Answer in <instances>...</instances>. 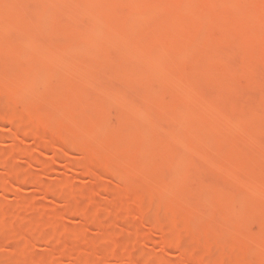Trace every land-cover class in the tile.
<instances>
[{"label":"rangeland","instance_id":"374dc122","mask_svg":"<svg viewBox=\"0 0 264 264\" xmlns=\"http://www.w3.org/2000/svg\"><path fill=\"white\" fill-rule=\"evenodd\" d=\"M28 1H30V4H31L33 3L34 0L33 1L27 0V2L25 0H20V1L19 0H0V30H1L0 35L2 34V36L0 37L9 39L8 37H6L8 35L12 39L16 40L17 43L25 42L24 43L25 47L22 45L24 49L22 48L21 50L26 49L23 55L24 56L27 55L26 57H24L23 55H22L23 57H21L19 55L20 57V60H19L18 55L17 57L13 56V54H15L16 56V53H13L15 51L13 52L9 51L10 53H13L12 54L13 57L11 55L8 56L10 53H7L8 55L6 56L5 52L8 51L6 50V48L8 47L7 45H5L6 42L3 43V41L7 39L1 40L0 42V62H1L0 64V68H1L0 69V72H1L0 73V100L4 102L2 103L0 101V103L2 104L1 108H4V109L6 108V110H9V112L12 111L14 114L16 113L15 115L17 116L19 115L17 119L19 121L18 123L17 122L13 123V121L10 122L8 118L7 119L9 120V122H6V121L4 122L3 120L0 119V181H1L0 183L1 185L0 186V264H15V263L16 264H25V263L26 264H203L204 261L211 262L212 264H216V262L218 261L217 262L218 264L222 260H225L222 262H225L227 264L228 263L234 264L236 260L244 264H264V232L258 230L261 227L260 221L261 222L264 221V194H263L264 190L262 188L252 186V183L255 178L256 179L258 177L264 178V155L263 154L261 155L260 154L261 152L259 150H258L259 151L258 153L253 151L254 149H256V146H257V144L255 143H259L258 146H260L261 144L260 147H257L259 149L262 147L261 141L264 142V133H263L264 132L263 131L264 130V123H263L264 117L257 118L256 119L257 123L252 122L253 124L255 123L256 125L253 126L252 123L250 124L251 126H253V128L256 129V126L258 127V122L259 124L261 123L259 127L262 126V130H261V127L260 128L258 127L257 129L262 132L260 134V132L257 131L259 133L258 135L259 137L254 135V138H253L248 133L246 134H248L249 138L247 137L246 134L241 135L243 136V139L246 136L248 140L249 139L251 140L248 142L246 141V138L244 139L245 142L247 144L249 143L250 145L249 146L250 150L248 149L246 150L248 151L252 150L255 156L260 155L261 158L256 156L260 159L258 158L255 159L256 158L255 156L251 157L249 155L251 160H249L250 162L248 161L249 163L246 164L247 165V167L245 166L246 169L241 170L240 172H237L238 174L236 173L234 175H231L230 172L229 173L226 172L227 175L226 173L225 175L228 177L226 178V176L224 175V172L226 171V168L228 169L229 166L232 164V162H234L233 161L234 156L238 151H235V149H231L232 145L230 147V144L232 143H227V142H232V141H229L230 140L229 135H231V129H230V126L228 125L229 121H227L228 118L232 116V112L229 113L230 111L227 110V108H225L226 105L223 106L224 104L223 99L225 100V103H227L226 99H227L228 94L225 95L224 91L220 90L221 84L219 85V83L224 82L227 79L232 80V85H233L232 87L236 88V90H238L239 93L242 94V96L238 95L237 94L238 91H237L236 94L238 98L244 97L242 98V100L244 101H245V98L246 99L248 98L247 99L248 106L250 105L249 104L250 102L253 105V106L250 105L251 109L254 107L255 103L257 102V99L259 101V98H260L259 95L261 94H259V92L253 91L257 87L256 81L252 80L255 83L254 84L253 82H251V80L250 82L248 81L249 78L242 77L243 75L242 70L250 69V72L252 73V72H257V70L258 69L260 70V68H264V52L263 50H252V52L245 54L241 52L240 46L237 48L236 42L237 40L240 41L241 34H244V38L246 40H250L252 37L256 36L257 34L264 32V25H262L259 21V18H261L260 12H256V10H254V12H252L253 14L249 16L248 18H246L245 21H243V23L241 24L238 22L239 18L235 19V21L233 20V22H230L227 20L229 17L227 19H224L223 17H221L222 20L220 22L217 21L220 23L221 26L224 25L225 31L227 33V40L222 45V48L225 50V54L222 60L217 64L216 66L217 68H215L212 72L210 71V73L207 72L206 74L202 75L203 78L201 79L203 81H199L201 79L198 78L199 79L198 82L200 85L198 84L197 85L198 87H195L198 89V91H195V89L192 88L193 83H190L192 80L193 73L192 71L190 73L191 69L189 68L190 67L193 68L198 59L199 60L197 63L201 61V64H202L203 62H205L204 61L205 59L207 61L208 60L207 58H210V56L213 53H215L213 52L214 48L210 46L211 41L209 42V40L210 39L212 40V38H208V37L207 38L209 40L208 41L206 40L207 43L201 41L199 42V44L197 43L195 45H192L186 48L188 49V50H185L187 54L184 51L186 46L183 47L180 44L182 47L180 46L179 48L176 45L177 48L184 51V52L182 51L181 57H179L180 64L181 63L184 64L183 65L184 68L182 67L180 71L178 72L176 71V73L169 75V77L171 76L169 83L170 85H172L173 88L168 92L167 98L165 99L163 103L162 107L164 109V112H163L162 107L160 108L162 110V113H164V115L161 116L162 113L159 114V111L161 112V110L157 109L156 107H153L154 105L152 103H154L156 100H153L152 103H150L151 101H149L148 103V100L145 99V98H148V99L150 98L149 100L153 99L152 97H150L151 95L150 93L151 91L157 92V90L159 89V82L162 80L161 78H163V74H161L162 77H160L161 76L159 75L160 73L157 75L156 72L152 73L150 70H148L147 68L150 67V64L148 63L152 61L153 59L152 57H154L155 59L157 56H160L163 53V51L166 53V51L168 52L171 49L175 48L174 47L175 44L179 45V43H176L179 40H176V39H179L180 36L177 34L176 30L179 32L181 31L183 32V30L181 29L184 28V33L194 31L195 29L205 24L204 23L205 21L203 20V18H206V17L204 15H206V12L210 11L211 9L216 8L217 10L218 8H220L219 10L220 12H222V14H223V11L227 12L226 10H229V8H233L236 11L239 10L240 12V10L244 11L245 9H247L250 6L251 1L253 0H201L195 4L193 3V4H188V6L186 5L187 6L186 12H184V10L182 11V8L180 7L171 8V6L167 5L168 0H150L151 3L153 1L158 2L159 3L158 5L160 6L159 17L156 20H154V23L152 26L150 25L151 18H149V16H147L146 13L140 14L141 11L140 13H138L139 15L138 14L132 15V13H130L126 8V13L129 12V14L131 15L130 16L128 15L129 18L125 19L124 16L127 15L128 13L126 14L124 12L125 6L124 8L121 7L120 9H118L119 10V13L117 12L118 15L112 16L113 18L106 20L103 23V26H101L100 28L101 31L98 33L99 34L98 36L100 39L98 40V42L100 43L99 44L95 43L96 45L88 47L89 49L86 48L90 52H88V50L86 52H81V50L79 51L78 45L66 47L67 49L64 48L61 51L59 50L60 53L61 52L63 53V55L61 53L60 54L61 56L59 55L58 57L59 62L60 60L64 62L69 60L70 62L71 56L73 57L75 56L72 60V62L74 61L75 63H78V61H80L81 59V63H79L78 65L81 64L80 66L82 70L80 69V66L79 68L76 66L74 69V67L72 66L73 63L71 62H70L71 66L68 67L70 65L69 62L66 63L67 64L66 66V64L61 61V67H60L58 60H56L58 62V63L56 62V64L58 65V68L60 69L59 72H61L59 75H64L63 79L68 80V85L70 84L77 85V82L73 80L75 77L70 76L71 74L67 73V72L71 73L70 70L73 71L74 69V73L76 75L73 72L72 74H74L76 77L80 76V74L82 76V77L81 76L78 77L81 80H83L82 87L77 86V88H79L83 92L84 95L82 96L81 94V98L79 99L77 98L78 99V101H76L78 102L76 103L77 106L76 105L73 106V103L71 104V102H69L68 104L63 102L65 105H62L63 104L62 102H61V105L59 104V102L57 103V99L55 98L61 92H58V90H56L58 87L56 88L52 86V84L50 85L49 81H52V80H50L51 78L48 77L49 76L48 71L51 69L47 65H49L51 61H53L52 58H54L52 57L53 56L52 53L55 50V48L54 50L53 49L50 50V48L56 46V44L54 43H57V44L60 43L58 40L59 37L56 35H59L57 33H60L62 31L59 30L60 28L58 29V27L60 26L62 29L64 26H66V24L68 25L69 23L73 22L74 19H75V22H73V24H77L76 21H79L78 23H80V20H81V23L83 24L82 25L79 24V25H81L82 27L84 25L83 21H87L89 23L90 22L89 16L88 18L86 17L88 13L90 12L89 10L91 9L90 7L91 2L89 0L88 1L85 0L86 2L84 0L83 1L77 0V2L79 3H76L75 7L77 8L76 12H78L77 14L79 15L74 13L75 16L77 15V20L74 15L70 16V14L72 13H68V12L66 15H64V17L68 16L71 18L73 16L72 17L73 20L71 18L72 21L70 19L66 21L68 17L64 19V17L62 16L60 20L61 23H60L58 20H57L58 22L55 21L53 17L51 16L52 18L49 17L48 19L49 22L48 20H45L46 24L43 25L44 29L42 26L43 30L40 28L41 31L39 32V30L34 24L33 25L35 27L33 29L26 27L28 31L27 29H25V27L23 28L22 26H20L22 23L19 24V21L22 19H19V17L17 16L18 15L20 16V12H23L24 8H25L24 12L27 11V5L25 6V4H28ZM36 1L38 2V0H35V2ZM47 1H49L48 3L54 2V1L51 2V0H47ZM47 1L45 3H47ZM73 1L74 0H72V3H75ZM131 1L132 0H125L126 3H130ZM37 2L36 4L33 3L34 6H32V9L29 8L30 6L28 7V9L30 10L27 11L29 13L27 15H29L30 18L31 16L34 17L35 13H37V10H35L34 8L35 5H37ZM148 4L149 3H147V5ZM30 11L31 13L35 11V13L31 14ZM230 12H233V10H230ZM230 12H228V14ZM183 13L185 17L187 18V21H185L186 23L182 22L183 16H184V15L182 16ZM231 14L234 15L233 13ZM82 16L83 17L86 16V17L83 18ZM123 17H124V20H127L128 26L130 27L131 25L133 29L131 30L133 32L137 30L138 28V30L142 29L141 32L144 31L147 33L150 31V29H148L150 27L151 28L150 35L152 37V42L148 44L147 46L146 45L147 40H146V42L144 41V44L146 46L145 45L143 46V45H139L142 42H140V40L136 38V40L137 39L138 40L137 41L135 40V42L133 40L134 44L136 43L134 45L132 43V40L131 42L128 41L132 37L131 36L130 38L128 37L129 39L127 40V43L125 45L117 43L115 41V38L116 39L118 38L117 32L120 31L117 27L119 26V24H121V28L123 27L122 26L123 24L126 25L125 21H122ZM230 17H233V19L234 17L237 18L236 15L230 16ZM35 18H37V14L35 15ZM170 20L173 21V23ZM87 22H85L86 25H87ZM14 23H16L17 25L15 26ZM34 23H38V20L35 19ZM180 23L182 25L184 24V26H181ZM198 23L200 24V26ZM219 23H217V25H219ZM11 24H13L14 28ZM173 24L176 26H174ZM87 26L89 27V25ZM170 26L171 28L173 27L175 30H171V28H169ZM221 26H216L215 28L219 29V27ZM144 27H147V28H144ZM34 29L35 31H33ZM83 29L85 28L83 27ZM145 29H147L148 31L147 30L145 31ZM13 30L15 31L13 32ZM44 30L48 36H46ZM115 30H118V31L116 32ZM49 32H51L52 34ZM213 32L217 33L218 30L217 32H215V30ZM6 33L7 35H4L5 37H3V34H6ZM39 33L43 34L42 39L40 38L42 40V44H41L42 48L40 47V43L36 44V41L35 40H34L35 42L33 41V39H35V37ZM54 34H55V37L53 36ZM137 35L138 33L136 34V36ZM137 37H141V36L138 35ZM133 38H134V35L131 39ZM25 39L27 40L25 41ZM213 39H215V35ZM31 40L33 42H31ZM52 41H54V43ZM166 41H169V42L174 41L173 43H175L174 45H172V48L170 47L171 48L170 50H169V44H171L172 42L167 43ZM213 41H212V45H213ZM28 44L31 46H29ZM38 44H39V47H38ZM43 44L45 45V48L43 47ZM112 44H116L115 47ZM130 45H131V48L129 47ZM136 45H138L139 47L137 46L136 48ZM27 46L29 48L28 50H27ZM31 47L32 49H30ZM142 47L143 48L149 47L147 50L145 49L144 55L142 52V50L144 49H141ZM132 48H133V51H132ZM8 49H10V47ZM12 49H14V47ZM149 52L151 53L152 59L150 58V56H147L148 54L150 55ZM210 52H213V53H210ZM44 53L47 55L48 54L50 55L47 56ZM184 53L185 55H183ZM130 54L132 55V57ZM156 54L157 56H155ZM220 54L222 55V53ZM105 55L106 57L108 55H110V57H114L115 62L109 63L110 65L106 66L105 67L106 69L104 68V70H102L99 73L97 70L99 69V66H101L103 62L102 59H104ZM145 55H146V58H143L141 59V61L140 60L138 61V59H140L139 58L140 56L144 57ZM4 56H6V58ZM128 56L130 58H128ZM213 56H211V58ZM66 57L68 58V60ZM122 57L123 58L126 57V60L123 59ZM9 58H11L10 60H12V62L8 60ZM39 58H41V60ZM116 58L117 59L120 58L118 59L119 64L120 63L122 64L123 61L125 62L122 65L118 66L117 64L118 62ZM38 59L42 62H40ZM45 59L48 61L49 64L46 62ZM131 59L133 61L130 62ZM145 59L147 60L151 59V61H145ZM128 61L130 62V64ZM63 63L66 67L63 66ZM126 64L128 66H126ZM9 65L10 67L8 68ZM187 66L189 68H187ZM123 67L126 71L129 68L130 69L132 68L131 71L139 70L140 77L143 76L142 78H144V79H141L143 81L141 84L143 87H140L139 85L141 83V80H139L140 83L138 84H136V82L132 83L130 79L134 80V78H131V77L129 78L128 75H125L126 71L122 70ZM76 68L78 69L77 71H76ZM169 69H171V67ZM169 69L168 71L170 73V71L172 70H169ZM79 70L81 71V73L79 72ZM22 71L25 74L29 75L30 73L32 75L30 76L32 77L31 78L32 81L28 82V85H25L26 87L25 86L20 87L21 86L20 82H22V79H20V77L24 75ZM123 71H124V74L122 73ZM131 71H130L131 73L130 76L134 77ZM90 72H93V73L90 74ZM118 72H121L123 78L120 77L121 74L119 73L120 74L119 75ZM240 72H242V74H240ZM52 73L54 72L52 71ZM41 76H43V78ZM52 76L53 75H51V77ZM57 76L58 75H56V77L53 78V82H55L54 79L57 78ZM124 76L125 78L127 77L129 78V79L128 78L126 79V82H125ZM195 77L196 76L193 77V80H192L193 82L194 80L195 82L197 81ZM206 77L207 79H205ZM59 78L60 77H58L57 79ZM78 78L77 79L75 78V79L78 81ZM261 78L262 77H259L260 79L259 81L262 80ZM60 81L61 80L59 79L57 82H60ZM64 82L66 81L64 80ZM125 83H128L127 86L128 85L129 86L127 87ZM263 83H264V80H263ZM189 84H192V85H189ZM42 85L44 86V88H42L43 87ZM216 85L218 86V89ZM36 86L39 89L36 88ZM53 87L58 92V94H56L57 92L53 89ZM66 87L64 89H66ZM102 87L103 88L107 87L109 91L107 90V88H105V90H102ZM110 88H114V89L111 90ZM143 88L144 89L146 88V89L143 90ZM257 88H259L258 91H260V86ZM100 91L102 92L100 93ZM146 91L148 93L147 96H146L147 94ZM216 92L218 94H221L220 96L225 95L224 97H226V98L223 97L222 101H220L221 99L218 100L220 98V96L218 95H217V98H215V101L218 100L219 101L218 103L221 105L217 103L219 106H215L217 104L214 101L212 103L214 104V107H210V106H213L212 104L209 106L208 105L202 106V107L199 106L198 104L199 102H197L198 101L197 99L199 100L202 99L201 101H203L204 100L203 98H206V97L207 98L216 97V94H215ZM254 93H256V96L259 94L258 95L259 97L257 98L252 97ZM142 94H145L144 97L145 96L146 97L144 98ZM229 95L230 97L228 98L231 99V94ZM1 96L2 97L4 96V97L1 99ZM107 96L109 97V99H112V100L108 99V101H111L112 103H114L115 106L114 105L111 106L112 103H110L109 104L110 106H108L109 102L106 99L108 98ZM141 96L144 99H142ZM194 97L196 98L197 101L195 100ZM113 98L115 99V102ZM184 98L185 100L189 98L187 100L190 101L191 103L187 101L186 102L187 104L189 103L188 105L190 106L192 104L191 108L190 106L186 104L185 101H183ZM99 99L100 101L106 100V101H103L104 104L105 105L107 104L106 106L110 107V109L112 108L111 110L113 111L114 114L113 113L111 114L110 119L108 118L107 120H104V119L97 118V116L95 117L93 116L94 114L99 115V112L96 110L97 108H95L94 106V103L96 102L99 103L98 102ZM229 99H228V102L230 101ZM92 100L93 101L97 100V101L93 103ZM248 100L250 102H248ZM122 101L125 103H123ZM252 101H254V103ZM130 102H132L133 104L134 103L136 104L133 105ZM181 103L186 104V106H184V104L181 105ZM124 104L128 105L127 110L125 108L127 112H125V110H120V108L122 109L124 108ZM197 104L198 106H195ZM148 105H150V108H154V111L153 109L152 111L153 112L156 111L157 112L156 114H159V115L154 117V115L150 114L151 115L150 116L149 113H151L150 111L151 109L149 108ZM66 106H69V107L66 108ZM71 106L77 107L76 110L80 113L86 112V115L88 111L91 114L92 118L90 115H88V117L90 118H87L86 116H84L86 117V120L81 119V121L77 123L76 126L72 124L74 126L72 127L74 129L73 132L75 134H78L76 136H78L79 139L73 138L74 140L73 139L72 140L74 143L73 142L71 143L70 148H67L65 145H64L65 150L64 149L56 150V149L38 148L36 145L37 138L34 135L27 134L25 133V130H20V128L17 129L18 124L23 119H26V121L24 120L23 121L26 122V124H30V126L31 124L32 125L38 124L39 126L40 123L41 124L44 123L43 125L46 124L45 126L49 128V130L51 128L54 131H58L57 129L62 130L65 126L67 129L68 128L67 125L72 126L71 123L66 125L67 121L65 122V119L67 117L66 115L69 114L68 111L71 112V109H73V107L71 108ZM135 106L139 109L135 110L136 108ZM220 106H222L223 108ZM256 106L257 105H255V107ZM114 107H118V109ZM206 107L207 108L209 107V108L207 109ZM229 107H231V105L228 106V109ZM61 108H63V110H61ZM92 109H94V112L96 111V113H93ZM114 110H117L118 112L116 111V114H115ZM130 110H132L133 112L131 111L132 113H130ZM148 110H149V113H148ZM61 112L63 114L65 113L66 117L62 116ZM123 112L128 113V114L130 113L131 115L128 116V118L131 117V120H128L126 118L127 114L124 115ZM219 112H221L222 114L220 113L219 115ZM29 113H32V117H34L33 119H36V120H33V122L35 121L34 123L31 121L32 119L29 118L31 117V116H28V115H31ZM142 114L144 117H142ZM223 115H226V116H223ZM60 116H61V119L64 121L56 119V117L60 118ZM123 116L127 120L124 119ZM189 116L190 118H188ZM194 116L197 118L201 117L200 119H202L205 122V124L204 126L201 125L202 127L198 126V128L200 127L199 129H196L197 127L195 126L194 131H192L193 129L191 130L189 129L190 131L188 132L187 123L191 120L192 121L196 120ZM19 117L20 118L22 117L23 119L20 120ZM24 117H27L30 120V122H28L29 120H27V118H24ZM186 117L188 119H186ZM223 117H226V121H224L225 118ZM148 119L150 120L148 121ZM206 119L207 121L208 119H210V121L214 120L212 121L214 123L211 125L210 124L206 125L207 123V121H205ZM258 119L260 120L257 121ZM181 120H182V123L185 122L183 124L181 123L182 125L180 124ZM215 120L217 122H215ZM150 121H153V123ZM218 121L221 123H219ZM62 122L64 123L62 124ZM155 122L157 125L155 124ZM174 122H177V123L175 124ZM151 123L153 124L152 126H151ZM224 123L226 124L224 125ZM173 124H175L176 126H174ZM183 125L185 128L182 127ZM153 126L154 127L156 126L157 128L156 127L154 128ZM169 126H171L172 129H174L173 131H178V132H176V134L175 132L173 133L172 129H170L171 127ZM179 128H182V129L184 128V130L182 129L180 130ZM253 128H250V129H253ZM121 129H122V132L120 131ZM148 129L149 130L154 129L153 131L154 133L150 131L154 134V137H153V134L147 133L149 131ZM185 129L187 131V134L189 133L188 134L189 138L190 139L194 138L193 140H195V145L197 147L196 149L194 147H193L194 149H191L189 147L191 142L189 143L188 146H186L183 140L184 138L182 139L180 137L184 135L182 131H185ZM15 130L19 131L17 138L14 136L12 137L13 134L17 133L15 132ZM138 131H139V134L142 133L144 135L145 133V136L147 137H143L141 140L137 142L138 145H136V147L134 148L135 150L128 149L119 143L115 144L109 138L112 135L114 136V133L116 134L117 132L119 134H123L124 132L123 135H126V136L131 135L132 137L135 132H136L135 135H137ZM157 131L160 132V134ZM180 131L182 134L180 133ZM191 131L193 135L191 134ZM155 132L157 135L163 136L165 138V141H167L166 143L168 145H166L165 142L163 141L161 142V140H163L164 138L162 139L159 138L161 140L157 141L156 140L157 136ZM169 132L171 134H169ZM190 134H191V137H190ZM261 136H262V139L261 141H259ZM178 137H180L183 140V143H182V140L179 139ZM185 138L187 139V137ZM125 139H127V137ZM158 142L160 143L159 145L161 146H162V143L164 146H167V147L169 146L168 148L172 150L174 149L173 151H176V150L178 151L181 150V151L180 153L176 151L179 154L178 156L169 155L167 156L169 158H166L163 161H160V163L159 162L157 163V161H153L151 158L153 156L156 157V152L159 151L158 153H160L162 148L165 149L164 146L160 148L158 146ZM251 142L253 146L255 145L253 149H252L253 146L251 147ZM15 146L19 148H16ZM225 146L228 148H226ZM167 147L165 150L169 151L170 149L167 150L168 149ZM176 147L177 149H175ZM217 148L218 149L221 148L225 151L222 153L223 155L222 154L219 155L218 159L216 158V160L211 161L212 158L210 157L213 156V154L215 153L214 150ZM245 148H248V146H246ZM19 149L21 150L19 151ZM26 151H28V153H26L25 155L24 152ZM252 151H251V155H252ZM262 152H264V150ZM233 153L235 154L233 155ZM210 154L212 155L210 156ZM9 155L12 158L11 160H9L10 159ZM32 159L35 162H42V163L44 162L48 164L51 167V169L50 170L48 169V171L46 170V172L42 171L40 166L37 165L39 163L35 164L34 161H32ZM2 161L3 162L5 161L4 162L5 165H7L9 161H11L9 163V165L11 164L12 166L11 170L13 168L14 169L16 168L15 169L16 171L14 170L15 175L14 173H12L14 176L12 174H9L8 173L9 171H6L7 167L4 166ZM152 161L153 163L156 162L157 164L153 165ZM108 162L113 163V165L115 164L114 166H117L118 170L116 174L111 173L106 168V164ZM191 164L192 166H190ZM17 171L18 172L20 171V172L18 173ZM95 173L96 175L98 174L100 176L99 177L100 179L98 181H94L93 179V176ZM184 174H187V176L188 175L190 176L187 177L186 175L184 176ZM29 175H32V180L35 178L33 181H35L36 183L39 184V182H41L40 186L46 185L45 189H43L44 187L40 189H43V191L46 190L47 192L43 193L42 191L41 193V190L40 189L38 190V188L36 187L38 186V184L36 185L35 183H33V181L30 182V184L26 183L24 181L25 179L24 176L29 177ZM19 177L21 179H19ZM184 177H187L186 179L189 178L190 180L188 179L187 180L188 182L187 181L185 182ZM36 178L37 180H39V182L36 181ZM181 179H184V181H182ZM219 180L221 182H219ZM256 181L257 180H255V184L257 185ZM255 184L253 183V185ZM212 185L213 186L215 185V186L213 187ZM207 186L209 187L212 186L211 187L212 189L220 188V190L217 191L218 190L217 189L216 190L217 192H216L215 189H213L212 193H210L211 188H209L210 191L206 192ZM242 187H244L245 189H241ZM47 188L51 189L50 190L51 193H49V190H47ZM253 188L254 190H256L257 194L255 191H254L255 194L253 193ZM257 188L263 191L259 190L260 191V194H259L258 193L259 191ZM68 189H70V192L72 193H70ZM247 190H248V194H247ZM213 191L216 193L214 194ZM132 198H136V199L134 200ZM253 198H256L255 199L256 201ZM85 199L87 200L85 202H88L90 200L91 201L93 200V202L96 201V204L92 203V205L89 206V211L93 216L87 219L86 217H83L82 215H80L79 213L75 211V209H77L78 206ZM81 200L83 201L81 202ZM133 201L134 202L137 201V204L138 202L141 201L142 206L145 204L147 206H152L154 208L160 207L161 209H163V211L165 210L167 214L165 213V211L164 212L161 211L158 215L154 213L155 215L153 214L148 218H142L136 213V211H138L136 209L141 207L139 203L136 209H135L136 205L133 207L134 210H136L134 214L130 213L129 215L127 214L128 208L129 209L130 207L132 208L133 204L131 202ZM125 207L127 208V210ZM167 209L170 211H168ZM246 217L247 218L253 217L254 221L251 219L249 220H251V222H254V224L257 223L259 226L258 225L254 226V224L250 223V221L248 220L246 224H248L249 226L244 225V227H241L240 226L242 225L241 222H245V221H242V219L247 220ZM125 227H127L128 230ZM159 229L165 230L166 232L168 231L172 233V235L174 231H175L174 235L175 234L177 235V232L179 230H180L179 232L183 231L182 234H184L185 232L184 237L187 235V238L185 237V245L184 246L182 245V247L181 246H178V247L170 246L164 250V248L160 246L161 244H159L162 242V240H160L161 236H159L162 233L160 234L161 230L159 231ZM186 231L188 232L186 233ZM258 231L261 232V233L259 232L261 237L258 236V234H256ZM58 234L60 238L62 237L63 239L62 238L60 239ZM56 239H58L59 242L58 240L56 241ZM17 240L19 242H17ZM23 240L24 242H22ZM191 242L192 243L194 242L193 243L194 246L192 245ZM186 243L188 244L191 243V244L187 245ZM19 244L22 246H19ZM65 245L67 246L64 247ZM195 245H197V247ZM189 246H192V248L196 247L197 249L196 248L192 249ZM210 247L212 248V252L210 251ZM207 250H209L210 257H208L209 255L207 256V253H205L207 252ZM230 261L234 263H231Z\"/></svg>","mask_w":264,"mask_h":264},{"label":"bare ground","instance_id":"6f19581e","mask_svg":"<svg viewBox=\"0 0 264 264\" xmlns=\"http://www.w3.org/2000/svg\"><path fill=\"white\" fill-rule=\"evenodd\" d=\"M20 1V0H19ZM26 2H27V0H25ZM31 1H33V0H31ZM47 0H38V2H37V5H35V10H37V13H35V11L34 12H32V13H35V15L37 14V18H35V15H34V17H32L31 16V18H30V16L29 15H27V14H29L27 11L28 10H30V9H32V6H34L33 5V3H35L36 4V2H35V0L33 1V3H31L30 4V1H28V4H25V6L27 5V13L26 12H24L25 10V8L23 9V12H20V16L18 15L17 17H19V19H22V20H20L19 21V24H21L20 26H22L23 28L25 27V29H27V28H30V29H33L35 26L37 27V29L39 30V32L41 31V29H42V26L43 25H45L46 24V22H45V20H48L49 19V17H53V19L55 20V21H59L60 22V20H61V18H62V16L64 17V15H66L67 14V12L68 13H72V14H70V16L71 15H74V13L75 14H77L78 12H76L77 11V8L75 7V5H76V3H79V2H77V0H74L73 2H75V3H72V0H56V2L58 3H56L55 2V0H51V2L52 1H54V2H52V3H48L49 1H47V3H45ZM80 1V0H79ZM83 1V0H82ZM85 1V0H84ZM86 1H88V0H86ZM85 1V2H86ZM90 2H91V4H90V7H91V9L89 10L90 12V14L88 13V15H87V17L86 16H82L83 18H88V16H89V19H90V24L87 22V21H83L84 22V25H83V27L85 28V29H83V27L81 26L83 23H81V20H80V23H78L79 21H76V23L77 24H73V22H75V19L73 20V16L71 17L72 18V20H73V22H71V23H69L68 25L66 24V26H64L62 29H61V27L59 26L58 27V29L59 30H61L62 32H60L59 30V32L60 33H57V34H59V35H56V36H58L59 38H58V40H59V42L60 43H54V41H52L54 44H56V46L55 47H51L50 48V50L51 49H53L54 50V48H55V50L53 51V56L52 57H54V58H52L53 59V61H51V65L48 63V61L46 60V62L49 64V65H47V66H49V68L51 69V70H49L48 72V74H49V78H51L50 80H52V81H49V83H50V85L52 84V86H54V87H58L56 90H58V92H61V93H59V95L58 96H56V98L55 99H57V103L59 102V104L61 105V102L63 103H66V104H68L69 102H71V104L73 103V106L74 105H76L77 106V104L76 103H78V102H76V101H78V99L79 98H81V94H82V96L84 95L83 94V92L79 89V88H77V86H79V87H82V81L83 80H81L80 78H78V77H80L81 76V74H80V76H75L76 74L74 73V69H75V67L77 66L78 68H79V66L81 65H78L79 63H81V59H80V61H78V63H75L74 61L72 62V60H73V58L75 57H73V56H71L70 57V62L71 63H73V67H74V69H73V71L72 70H70V69H68V70H70L71 71V73L70 72H67L68 74H71L70 76H73V77H75L76 79L78 78V81L74 78H72L73 80H75V82H77V85H68V80L67 79H63V77H64V75H59L61 72H59V68H58V65L56 64V60H58V57H59V55L62 53H60V51L62 50V49H64V48H66V47H71V46H77L78 45V49H79V51L81 50V52H86L89 48L88 47H90V46H93V45H96L95 43H100V42H98V40H100L99 39V32L101 31L100 30V28H101V26H103V23L106 21V20H109V19H111V18H113L112 16H116V15H118L117 14V12L119 13V10L118 9H120L121 7H123L124 8V6H125V10H124V12L126 13V8H127V10L130 12V13H132V15H136V14H138V13H140V11H141V13L140 14H142V13H146V15L147 16H149V18H151V26L153 25V23H154V20H156L158 17H159V8H160V6L158 5L159 3L158 2H150V0H132L130 3H126L125 2V0H89ZM196 1V2H195ZM168 0V2H167V5L168 6H171V8H177V7H180V8H182V11L184 10V12H186L187 11V6H188V4H195V3H197V2H199V1H201V0ZM24 2V1H23ZM90 2H88V3H90ZM22 3V2H21ZM147 3H149L148 5H147ZM24 5V4H23ZM74 5V6H73ZM145 5H147V6H145ZM187 5V6H186ZM30 6V7H29ZM151 6V7H150ZM24 7V6H23ZM22 7V8H23ZM28 7L30 8V9H28ZM33 8V9H34ZM85 9V8H84ZM179 9V8H178ZM220 8H218L217 10H216V8L215 9H211L210 11H208V12H206V15H204L206 18H203V20L205 21L204 23V25L203 26H201V27H199V28H197V29H195L194 31H191V32H185L184 33V28L183 29H181V28H179V29H181V30H183V32L181 31V32H179V31H177L176 30V32H177V34L180 36V38L179 39H176V40H179L178 42H176V43H179V45L178 44H175V43H173L172 41V43L171 42H169V41H166L167 43H171V44H169V50L172 48V45H174L175 44V48H173V49H171L170 51H166V53L163 51V53L160 55V56H157V54L155 55V56H157L155 59H154V57H152L151 58V53H150V55L148 54L147 56H150V58L152 59V61H151V59L150 60H147V59H145V61H151V62H149L148 64H150V67L149 68H147L148 70H150L152 73L153 72H156L157 73V75L159 74V75H161V74H163V78H161L162 80L159 82V89L157 90V92L160 94H158L156 91L154 92V91H151V95H150V97H152L151 99L152 100H149L148 98H145L147 95H148V93H147V91H146V96L144 97V95L145 94H142L143 95V97L146 99V100H148V103H149V101H151L150 103H152L153 102V100H156L154 103H152L154 106L153 107H156L157 109H160L162 106H163V103H164V101H165V99L167 98V95H168V92L173 88L172 87V85H170V83H169V80H170V77H169V75L170 74H173V73H176V71L178 72V71H180V69H182V67L184 68V64H180V61H179V57H181V54H182V51L183 50H181V49H179L180 48V46L182 45L183 47H185V49H184V51L185 50H188V49H186V48H188V47H190V46H192V45H195V44H199V42H206L207 43V41L209 40L208 38H212V40L210 39L209 40V42L211 41V44H210V46L211 47H213L214 48V51L213 52H215V53H213V52H210V53H213L211 56H213L212 58H211V56H210V58H207L208 60L206 61V59L204 60L205 62H203V60H202V64H201V61L199 62V63H197L198 62V60H197V62H196V64H195V66L193 67V68H189L188 66H187V68H189V69H191L190 70V73H191V71H192V73H193V76H192V80H193V77L194 76H196L195 77V79L197 80L196 82H198V78H203V74H206L207 72H209L210 73V71L212 72L215 68H217L216 66H217V64L222 60V58H223V56H224V54H225V50L222 48V45H223V43L227 40V33H226V31H225V27H224V25H220V21L222 20V18L221 17H223L224 19H227L228 17V21H230V22H233V20L235 21V19H238L239 18V23L241 24V23H243V21H245V19L246 18H248L249 16H251L253 13L252 12H254V10H256V12H260V14H261V18H259V21H260V23L262 24V25H264V0H253V1H251V3H250V6L247 8V9H245L244 11H241L240 10V12H239V10L238 11H236V10H234L233 8H229V10H226L227 12H224L223 10V14H222V12H220V10H219ZM228 9V8H227ZM79 10V9H78ZM82 10V9H81ZM87 10V11H88ZM230 10H233V12H230ZM20 11V10H19ZM33 11V10H32ZM80 11V10H79ZM124 12H123V14H124ZM129 12H127L126 14L127 15H123L124 17H125V19L126 18H129L128 17V15L130 16L131 14H129ZM228 12H230L229 14H228ZM235 12H236V14H235ZM239 12V13H238ZM26 13V14H25ZM30 13H31V11H30ZM31 13V14H32ZM84 13V12H83ZM82 13V14H83ZM231 13H233L234 15H232ZM18 14V13H17ZM87 14V13H86ZM27 15V16H26ZM77 15H79V14H77ZM77 15L75 16V18H76V20H77ZM139 15V14H138ZM137 15V16H138ZM184 15V13L182 14V16ZM236 15V17L237 18H235L234 17V19H233V17H230V16H235ZM203 16V17H204ZM16 17V18H17ZM21 17V18H20ZM27 17H29V18H27ZM51 17V18H52ZM66 17H68V16H65L64 17V19L66 18ZM124 17H123V19H122V21H125V23H126V25H122L123 27L121 28V24H119V26L117 27L120 31L119 32H117L118 30H115L118 34V38L116 39L115 38V41L117 42V43H120V44H126L127 43V40L132 36L133 37V35H134V38L133 39H129L128 41L129 42H131V40H132V43L134 44V42H135V40H136V38H138L139 40H140V42H142L141 44H139L138 42V44L139 45H145L144 44V41L146 42V40H147V46H148V44H150L151 42H152V37H151V28L149 27L148 29H150V33L149 32H144V31H142L141 32V30L142 29H139L138 30V28H137V30H135L134 32L132 31L133 29H132V27H131V25H130V27L128 26V24H127V20H124ZM135 17V16H134ZM144 17V16H143ZM37 19L38 20V23H34V21H35V19ZM50 18V19H51ZM71 18L70 17H68V19H66V21L67 20H71ZM174 18V17H173ZM219 18V19H218ZM221 18V19H220ZM63 19V20H64ZM135 19V18H134ZM207 19V20H206ZM209 19V20H208ZM15 20V19H14ZM18 20V19H17ZM71 20V21H72ZM85 20V19H84ZM136 20V19H135ZM149 20V19H148ZM173 20V19H172ZM202 20V19H201ZM202 20V21H203ZM57 21V22H58ZM65 21V20H64ZM89 21V20H88ZM171 21V20H170ZM185 21H187V18L185 17V15L183 16V20H182V22H185ZM206 21H208V22H206ZM217 21H219V22H217ZM48 22H49V20H48ZM63 22V21H62ZM85 22H87V25H89V27L86 25V23ZM121 22V21H120ZM139 22H141V21H139ZM138 22V23H139ZM143 22V21H142ZM149 22V21H148ZM172 23H173V21H171ZM170 22V23H171ZM201 22V21H200ZM219 23V25H217V23ZM229 22V23H230ZM50 23H51V21H50ZM61 23V22H60ZM65 23V22H64ZM63 23V24H64ZM122 23V22H121ZM124 23V22H123ZM137 23V24H138ZM168 23H169V21H168ZM171 23V24H172ZM186 23V22H185ZM207 23V24H206ZM15 24V26L17 25L16 23H14ZM35 26H34V25ZM37 24H38V26H40V27H38L37 26ZM49 24V23H48ZM47 24V25H48ZM79 24H81V25H79ZM175 24V23H174ZM173 24V25H174ZM181 24V23H180ZM180 24H179V26H180ZM199 24V23H198ZM12 26H13V24H11ZM136 25V24H135ZM134 25V26H135ZM170 25V24H169ZM61 26H63V25H61ZM68 26V27H67ZM133 26V27H134ZM172 26V25H171ZM171 26L169 27V28H171ZM174 26H176V25H174ZM178 26V25H177ZM178 26V27H179ZM181 26H184V24L182 25L181 24ZM188 26V25H187ZM197 26V25H196ZM199 26H200V24H199ZM216 26H221V27H219V29H217V28H215ZM27 27V28H26ZM65 27H67V28H65ZM13 28H14V26H13ZM18 28V27H17ZM41 28V29H40ZM121 28V29H120ZM135 28V27H134ZM144 28H147V27H144ZM173 28V27H172ZM171 28V30H175L174 28L172 29ZM221 28V29H220ZM12 29V28H11ZM21 29V28H20ZM29 29V30H30ZM43 29H44V26H43ZM42 29V30H43ZM132 29V30H131ZM176 29H177V27H176ZM194 29V28H193ZM55 30V29H54ZM147 29H145V31H146ZM215 30V32H217V30H218V32L217 33H214L213 31ZM1 31V30H0ZM15 30H13V32H14ZM27 31H28V29H27ZM33 31H35V29L33 30ZM57 31V32H58ZM140 31V32H139ZM148 31V30H147ZM168 31H169V29H168ZM189 31V30H188ZM10 32V31H9ZM12 32V31H11ZM26 32V31H25ZM44 32H45V30H44ZM30 33V32H29ZM33 33H35V32H33ZM49 33H51V32H49ZM138 33V35L139 36H143L142 38L141 37H137L136 36V34ZM210 33V34H209ZM243 33H244V31H243ZM15 34V33H14ZM22 34V33H21ZM32 34V33H31ZM40 34V33H39ZM38 34V35H39ZM45 34H46V32H45ZM52 34V33H51ZM4 35H7V33L6 34H3V37H5ZM10 35V34H9ZM16 35V34H15ZM36 36V37H38V38H36L35 37V39H33V41L35 40L36 41V44L37 43H40V47H41V44H42V36H43V34H40L39 36H41V37H39V36ZM110 35V34H109ZM114 35V34H113ZM130 35V36H129ZM214 35H215V39H213L214 38ZM0 36H2V34L0 35ZM12 36V35H11ZM34 36V35H33ZM32 36V37H33ZM46 36H48L47 34H46ZM54 37H55V34L53 35ZM116 36V35H115ZM115 36H113V37H115ZM136 36V37H135ZM178 36V37H179ZM6 37H8L9 39H7V38H1L0 37V42H1V40H5V39H7V40H5V41H3V43L4 42H6V43H8V44H6L5 43V45H7V47L9 48L10 47V49H8V48H6V50H8V51H4L5 53V55L7 56L8 54L7 53H10V52H13V51H15V52H13V53H16V56H15V54H13V53H10L8 56H12V54H13V56L14 57H17V55H18V58H19V60H20V57H19V55L21 56V57H23L24 55V51L26 50H21L22 48L24 49V47H25V42H23V43H17V41L16 40H14V39H12L11 37H9L8 35L6 36ZM24 37V36H23ZM31 37V36H30ZM129 37V38H128ZM208 37V38H207ZM241 38H240V41H238L237 40V42H236V46H237V48L240 46V50H241V52H243V53H245V54H248V53H250V52H252V50H263V52H264V32L263 33H260V34H257L256 36H254V37H252L250 40H246L245 38H244V34H241V36H240ZM41 38V39H40ZM57 38V37H56ZM53 39V38H52ZM105 39V38H104ZM110 39V38H109ZM137 39V40H138ZM141 39H142V41H141ZM27 39H25V41H26ZM112 40H114V39H112ZM133 40H134V42H133ZM136 40V41H137ZM167 40V39H166ZM168 40H170V39H168ZM174 40V39H173ZM207 40V41H206ZM214 40V41H213ZM246 40V41H245ZM16 41V42H15ZM32 40H31V42H33ZM34 41V42H35ZM49 41V40H48ZM212 41H213V45H212ZM20 42H22V41H20ZM29 42V41H28ZM106 42V41H105ZM129 42H128V44H129ZM149 42V43H148ZM3 43H2V45H3ZM44 43V42H43ZM46 43V42H45ZM108 43V42H107ZM34 44V43H33ZM103 44H104V42H103ZM136 44V43H135ZM134 44V45H135ZM181 44V45H180ZM4 45V46H5ZM20 47H19V46ZM22 45L24 46V47H22ZM29 45V44H28ZM109 45V44H108ZM112 45H114V47H115V45L116 44H112ZM145 45V46H146ZM179 47V48H177V46ZM29 46H31V45H29ZM37 46V45H36ZM35 46V47H36ZM120 46V45H119ZM128 46V45H127ZM133 46V45H132ZM137 46L138 45H136V48H137ZM181 46V47H182ZM14 47V49H12ZM38 47H39V44H38ZM37 47V48H38ZM43 47L45 48V45L43 44ZM57 47V48H56ZM82 47V48H81ZM113 47V46H112ZM111 47V48H112ZM113 47V48H114ZM130 48H131V45L129 46ZM139 47V46H138ZM171 47V48H170ZM42 48V47H41ZM47 48V47H46ZM74 48V47H73ZM77 48V47H76ZM86 48H88V49H86ZM108 48V47H107ZM126 48V47H125ZM149 47H146V48H141V49H144V50H142V52H143V55H144V51H145V49L147 50ZM2 49V48H1ZM29 48H28V46H27V50H28ZM30 49H32V47L30 48ZM67 49V48H66ZM109 49V48H108ZM119 49V48H118ZM140 49V48H139ZM140 49V50H141ZM212 49V48H211ZM4 50V49H3ZM45 50V49H44ZM47 50V49H46ZM49 50V51H50ZM57 50H58V52H59V54H58V52H57ZM60 50V51H59ZM85 50V51H84ZM91 50V49H90ZM122 50V49H121ZM213 50V49H212ZM217 50H219V51H217ZM238 50V49H237ZM10 51V52H9ZM32 51V50H31ZM78 51V52H79ZM113 51V50H112ZM125 51V50H124ZM127 51V50H126ZM129 51V50H128ZM132 51H133V48H132ZM131 51V52H132ZM149 51V50H148ZM183 51V52H184ZM217 51V52H216ZM2 52V51H1ZM88 52H90L89 50H88ZM135 52V51H134ZM147 52V51H146ZM186 52V51H185ZM19 53V54H18ZM46 53H47V51H46ZM220 53H222V55L220 54ZM3 54V53H2ZM27 54V53H26ZM25 54V55H26ZM45 54V53H44ZM67 54V53H66ZM88 54V53H87ZM108 54V53H107ZM109 54H111V53H109ZM132 54V53H131ZM130 54V55H131ZM138 54V53H137ZM147 54V53H146ZM159 54V53H158ZM186 54H187V52H186ZM239 54H240V52H239ZM23 55V56H22ZM45 55H47V54H45ZM48 55H50V54H48ZM47 55V56H48ZM62 55H63V53H62ZM70 55V54H69ZM84 55V54H83ZM136 55V54H135ZM153 55V54H152ZM183 55H185V53L183 54ZM182 55V56H183ZM242 55H244V54H242ZM6 56H4L5 58H6ZM12 56V57H13ZM27 56V55H26ZM26 56H24V57H26ZM29 56V55H28ZM43 56V55H42ZM61 56V55H60ZM65 56V55H64ZM64 56H62V57H64ZM78 56V55H77ZM76 56V57H77ZM81 56V55H80ZM121 56H123V55H121ZM44 57V56H43ZM117 57V56H116ZM119 57H120V55H119ZM131 57H132V55H131ZM134 57V56H133ZM139 57V56H138ZM206 57V56H205ZM4 58V59H5ZM50 58V57H49ZM67 58V57H66ZM72 58V59H71ZM105 58H106V60H105ZM123 58V57H122ZM121 58V59H122ZM128 58H130L129 56H128ZM127 58V59H128ZM140 59H138V58H136V59H138V61L140 60L141 61V59H143V58H146V55L144 56V57H139ZM11 58H9L8 60H10ZM16 59V58H15ZM22 59V58H21ZM24 59V58H23ZM40 60H41V58H39ZM38 59V60H39ZM51 59V60H52ZM77 59V58H76ZM118 59H120V58H118ZM117 58H116V60H117V62L119 61ZM123 59H125L126 60V57L125 58H123ZM204 59V58H203ZM7 60V61H8ZM13 60H14V58H13ZM39 60V61H40ZM49 60V59H48ZM65 60V59H64ZM67 60H68V58H67ZM79 60V59H78ZM103 60V62H102V64H101V66H99V69L97 70L99 73L102 71V70H104V68L106 67V66H108V65H110L109 63H113V62H115L114 60V57H110V55H108L107 57H106V55L104 56V59H102ZM44 61V60H43ZM61 61L62 60H60V62H59V60H58V62H59V64H60V67H61ZM131 61H133L132 59L130 60V62ZM10 62H12V60H10ZM31 62V61H30ZM40 62H42V61H40ZM57 62V63H58ZM62 62H64V61H62ZM69 62V60L68 61H66V62H64L65 64L66 63H68ZM69 62V63H70ZM77 62V61H76ZM121 62V61H120ZM125 61H123V63H124ZM129 62V61H128ZM130 62H129V64H130ZM27 63H28V61H27ZM64 63H63V66L64 67H66L67 66V64H66V66L64 65ZM71 63H70V65L68 66V67H70L71 66ZM101 63V62H100ZM122 63V64H123ZM127 63V62H126ZM184 63V62H183ZM0 64H1V62H0ZM46 64V63H45ZM75 64V65H74ZM118 64V66L119 65H122L121 63L119 64V62L117 63ZM133 65V64H132ZM2 66V65H1ZM126 66H128L127 64H126ZM134 66V65H133ZM10 67V65L8 66V68ZM101 67V68H100ZM121 67V66H120ZM136 67V66H135ZM171 67V69H169ZM181 67V68H180ZM186 67V66H185ZM48 68V69H49ZM109 68H110V66H109ZM119 68V67H118ZM117 68V69H118ZM122 68V67H121ZM121 68H120V70H121ZM1 69V68H0ZM5 69V68H4ZM80 69H81V66H80ZM106 69V68H105ZM132 69V68H131ZM131 69L129 68V69H127V71L124 69V67H123V69L122 70H124V71H126L127 72V74H126V72H125V75H128V77L130 78H134V80L133 79H130L131 80V82L133 83V82H136V84H138V83H140L139 82V80H141V79H144V78H142L143 76H141L140 77V72H139V70H137V71H135V70H132L131 71ZM168 69L169 70H172V71H170V73H169V71H168ZM175 69V70H174ZM178 69V70H177ZM264 68H260V70L258 69L257 70V72H250V69H243L242 70V72H243V75H242V77H246V78H249L248 79V81L250 82V80H251V82H253V81H256V86L257 87H259L260 86V91H261V89H262V91H261V93H260V91H258V89L259 88H257V90H256V88H255V90H253V91H255V92H259V94H261V95H259L260 96V98H259V101H258V99H257V102L255 103V105H257L256 107H255V105H254V107L251 109V106H253L252 104H251V102L248 100V102H250L249 104L251 105H249L248 106V103H247V99L245 98V101L244 100H242V98H244V97H242V98H238V96H237V94L238 95H241L242 96V94L241 93H239V91L238 90H236V88H233L232 86V80H230V79H227L226 81H224V82H221V83H219V85H220V90L221 91H224V93H225V95H227L228 94V96H227V99H226V102L227 103H225V100L223 99V97L225 96L224 95V93H223V95L224 96H220L221 94H218L217 92L215 93L216 94V97H213L214 98V100H213V98H207L206 96V98H203L204 100L203 101H201V100H199V99H197L196 100V98H195V100L197 101V102H199L198 104H199V106H209V105H211L214 101H215V98H217V95L218 96H220V98L218 99V100H220V101H222V99H223V101H224V104H223V106H225L226 105V107L225 108H227V110H229L230 112L229 113H231L232 112V116H230V118H228V120L227 121H229L228 122V125L230 126V129H231V135H229V137H230V140L229 141H232V142H227V143H232V144H230V147H231V145H232V147H231V149H235V151H238L236 154L235 153H233V155L235 154V156H234V162H232V164L229 166V168L227 169L226 168V171L224 172V175H225V173L227 172V173H231V175H234V174H236L237 172H240L241 170H244V169H246V167H247V165L246 164H248L250 161L249 160H251V158H250V156L252 157V156H255L254 155V153H253V151H255V152H261L260 154L262 155H264V152H262L264 149H263V145H264V142L263 141H261V139H262V136H261V138L259 139V141H261L262 142V147L261 148H257V147H260L261 146V144H260V146H258V144L259 143H255L253 140H255V139H253L254 138V135H256V136H258L259 135V133L258 132H260V134L262 133L261 131H259V130H257L258 129V127H259V125H261V123L259 124V122H258V127L256 126V129L255 128H253V126L254 125H256L255 123L253 124L252 122H256V119L257 118H259V117H264V83H263V80H264V73H263V70ZM78 69L76 68V71H77ZM82 70V69H81ZM95 70V71H96ZM114 70V69H113ZM119 70V71H120ZM18 71V70H17ZM25 71V70H24ZM52 71L54 72V73H52ZM75 71V72H76ZM118 71V70H117ZM124 71L122 72L123 74H124ZM130 71L132 72V75L134 76V77H132V76H130L131 75V73H130ZM147 71V70H146ZM173 71H175V72H173ZM23 72V71H22ZM59 72V73H58ZM72 72L75 74H72ZM79 72L81 73V71L79 70ZM78 72V73H79ZM94 72V71H93ZM93 72H90V74L91 73H93ZM116 72V71H115ZM149 72V71H148ZM148 72H147V74H148ZM172 72V73H171ZM242 72H240V74H242ZM1 73V72H0ZM24 73V72H23ZM51 73V74H50ZM57 73V74H56ZM121 74V72H118V74ZM151 73V74H152ZM245 73V74H244ZM21 74V73H20ZM41 74H43V73H41ZM58 75L57 76V78L58 77H60L59 79L61 80L60 82H57L59 79H57V78H55L54 79V81L55 82H53V78L54 77H56V75ZM116 74V73H115ZM119 74V75H120ZM141 74H142V72H141ZM22 75V74H21ZM26 75H28V74H25L24 73V75H22L21 77H20V79H22V82H20L21 83V86L20 87H23V86H25V85H28V82H31L32 80H31V78L32 77H30V76H32L30 73H29V77L28 76H26ZM51 75H53L52 77H51ZM79 75V74H78ZM107 75V74H106ZM145 75V74H144ZM261 75V76H260ZM263 75V76H262ZM90 76V75H89ZM206 76V75H205ZM36 77H38V76H36ZM42 78H43V76H41ZM82 77V76H81ZM88 77V76H87ZM120 77L121 78H123L122 77V74L120 75ZM127 77V76H126ZM127 77V78H128ZM160 77H162V75L160 76ZM173 77V76H172ZM259 77H262L261 79V81H259L260 79H259ZM46 78V77H45ZM48 78V79H49ZM62 78V79H61ZM109 78V77H108ZM127 78H125V76H124V79H125V82H126V79ZM128 78V79H129ZM38 79V78H37ZM205 79H207V77L205 78ZM45 80V79H44ZM64 80L66 81V82H64ZM80 80H81V82H80ZM133 80V81H132ZM191 80V82L190 83H193V85L192 84H189V85H192L193 87V89H195V91H198V89L197 88H195V87H198L197 85L199 84V82L198 83H196L195 82V80H194V82ZM253 80V81H252ZM40 81V80H39ZM46 81V80H45ZM199 81H203L202 79L201 80H199ZM8 82V81H7ZM47 82V81H46ZM113 82V81H112ZM142 80H141V83L139 84L140 85V87H143L141 84H142ZM145 82V81H144ZM258 82V83H257ZM12 83V82H11ZM41 83V82H40ZM56 83H58V84H56ZM60 83V84H59ZM70 83V82H69ZM104 83V82H103ZM108 83H110V82H108ZM202 83H204V82H202ZM254 83V82H253ZM262 83H263V85H262ZM14 84V83H13ZM43 84V83H42ZM118 84V83H117ZM126 84V86H127V84L128 83H125ZM135 84V85H136ZM145 84V83H144ZM143 84V85H144ZM255 84V83H254ZM45 85V84H44ZM66 85H67V87H66ZM105 85V84H104ZM109 85V84H108ZM121 85H122V83H121ZM133 85V84H132ZM146 85H147V83H146ZM200 85V84H199ZM43 86V85H42ZM102 86V85H101ZM129 86V85H128ZM127 86V87H128ZM134 86V85H133ZM217 86V85H216ZM261 86H262V88H261ZM26 87V86H25ZM41 87V86H40ZM54 87H53V89H54ZM66 87V89H64ZM131 87V86H130ZM139 87V88H140ZM147 87V86H146ZM36 88H38L37 86H36ZM42 88H44V86L42 87ZM63 88V89H62ZM84 88V87H83ZM105 88H107V87H105ZM105 88H103L102 87V90H105ZM116 88V87H115ZM148 88V87H147ZM39 89V88H38ZM111 90L112 89H114V88H110ZM118 89V88H117ZM146 89V88H145ZM144 88H143V90H145ZM197 89V90H196ZM217 89H218V86H217ZM20 90V89H19ZM18 90V91H19ZM55 90V89H54ZM55 90V91H56ZM107 90H108V88H107ZM106 90V91H107ZM148 90V89H147ZM219 90V91H220ZM23 91V90H22ZM109 91V90H108ZM119 91V90H118ZM140 91V90H139ZM142 91V90H141ZM216 91V90H215ZM226 91V92H225ZM238 91V93L236 94V92ZM20 92V91H19ZM57 92V91H56ZM58 92L56 93V94H58ZM102 91H100V93H101ZM137 92V91H136ZM144 92V91H143ZM142 92V93H143ZM154 92V93H153ZM99 93V94H100ZM110 93V92H109ZM208 93V92H207ZM214 93V92H213ZM222 93V92H221ZM2 94V93H1ZM114 94V93H113ZM135 94V93H134ZM159 96H158V95ZM205 94V93H204ZM203 94V95H204ZM229 94H231V99H229L228 97H230V95ZM236 94V95H235ZM102 95H103V93H102ZM105 95H106V93H105ZM116 95V94H115ZM115 95H114V97H115ZM139 95V94H138ZM156 95V96H155ZM200 95H202V94H200ZM200 95H199V97H200ZM209 95V94H208ZM207 95V96H208ZM214 95V94H213ZM212 95V96H213ZM256 96V93H254V95L252 96V97H254V98H257V97H259V96ZM61 96V97H60ZM237 96V97H236ZM4 97V96H3ZM2 96H1V99L3 98ZM105 97V96H104ZM108 97V96H107ZM142 97V96H141ZM142 97V99H144ZM202 97H204V96H202ZM78 98V99H77ZM117 98V97H116ZM125 98V97H124ZM156 98V99H155ZM224 98H226V97H224ZM5 99V98H4ZM107 99V101H108V99H109V97L108 98H106ZM127 99V98H126ZM136 99H137V97H136ZM187 99H189V98H187ZM185 100V98L183 99V101H187V102H190V101H188V100ZM193 99V98H192ZM210 99H212V100H210ZM228 99L230 100L229 102H228ZM250 99V98H249ZM109 100H112V99H109ZM113 100H114V102H115V99L113 98ZM145 100V101H146ZM215 101L216 102V104L219 102V101ZM251 100H252V98H251ZM1 101V100H0ZM68 101V102H67ZM97 100H92V102L94 103V102H96ZM103 101H106V100H103ZM103 101H100V99H99V103H94V106H95V108H97L96 110L99 112V115H93L94 117L95 116H97V118H99V119H104V120H107L108 118L110 119V116H111V114L113 113V111L110 109V107H108V106H110L109 104L110 103H112L111 101H108L109 103H108V106H106L105 104H104V102ZM130 101V100H129ZM182 101V102H183ZM195 101V102H196ZM201 101V102H200ZM244 101V102H243ZM2 102V101H1ZM91 102V103H92ZM123 102V101H122ZM187 102H186V104H187ZM193 102V101H192ZM194 102V103H195ZM246 102V103H245ZM253 103H254V101H252ZM2 103H4V102H2ZM62 104V105H65V104ZM101 103H103V104H101ZM123 103H125V102H123ZM127 103V102H126ZM131 104H133L132 102H130ZM191 103V102H190ZM202 105H201V104ZM229 103V104H228ZM136 103H134L133 105H135ZM145 104V103H144ZM151 104V105H152ZM184 104V103H183ZM182 103H181V105H183ZM186 104H184V106H186ZM189 104V103H188ZM187 104V105H188ZM196 104V103H195ZM198 104L197 105H195V106H198ZM219 104V103H218ZM215 105V106H219V105H221V104H219V105ZM97 105V106H96ZM100 105H102V106H100ZM114 105V103H112L111 104V106H113ZM118 105V104H117ZM194 105V104H193ZM213 106H210V107H214V104H212ZM231 105V107H229V109H228V106H230ZM7 106V105H6ZM73 106H71V108L73 107ZM90 106V105H89ZM92 106H93V104H92ZM115 106V105H114ZM121 106V105H120ZM119 106V107H120ZM127 104H124V108L122 109V108H120V110H125V108H126V110H127ZM129 106H130V104H129ZM149 106V108H150V105H148ZM184 106H183V108H184ZM188 106H190V105H188ZM2 107V104L0 103V119L1 120H3L4 122L6 121V122H9V120H10V122L11 121H13V123L15 122H17L18 123V121L19 120H17L18 119V116L17 115H15L11 110V112H9V110H6V108L4 109V108H1ZM8 107V106H7ZM63 107V106H62ZM69 106H66V108H68ZM80 107V106H79ZM108 107V108H107ZM136 107V106H135ZM152 107V106H151ZM159 107V108H158ZM192 107V104H191V106H190V108ZM220 107H222V106H220ZM24 108V107H23ZM76 108L77 107H73V109H71V112L70 111H68L69 112V114L68 115H66L65 116V113L63 114L62 112V116H65L66 117V119H65V122H66V125L67 124H70L71 123V125L72 124H74L75 126L77 125V123H79L80 121H81V119H83V120H86V117L87 118H90V117H88V115H90L91 116V114L87 111V115H86V112H78L77 110H76ZM114 108H116V109H118V107H114ZM130 108H131V106H130ZM133 108V107H132ZM196 108H198V107H196ZM205 108V107H204ZM203 108V109H204ZM207 108V107H206ZM209 108V107H208ZM207 108V109H208ZM223 108V107H222ZM230 108H231V110H230ZM129 109V108H128ZM136 109H139V108H135V110ZM151 110V113H149V110H148V113H149V115L151 114V115H154V117L155 116H157V115H159L160 113H162V110H161V112L159 111V114H156L157 112L155 111V112H153L154 111V108H150ZM152 109H153V111H152ZM157 109H155V110H157ZM162 109H163V107H162ZM199 109H200V107H199ZM198 109V110H199ZM61 110H63V108H61ZM70 110V109H69ZM91 110V109H90ZM93 110V113H96V111L94 112V109H92ZM125 110V112H127ZM134 110V111H135ZM220 110H222V109H220ZM8 111V112H7ZM64 111H66V110H64ZM63 111V112H64ZM115 111V114H116V111L117 110H114ZM129 111V110H128ZM132 110H130V113H132L131 112ZM141 111V110H140ZM223 111H224V109H223ZM30 112V111H29ZM91 112V111H90ZM118 112V111H117ZM137 112V111H136ZM147 112V111H146ZM145 112V113H146ZM163 112H164V109H163ZM222 112V111H221ZM221 112H219V115H220V113ZM83 113V114H82ZM124 113V112H123ZM128 114V113H124V115L125 114H127L126 116V118L128 119V120H131V117L130 118H128V116H130L131 114ZM154 113V114H153ZM223 113V112H222ZM221 113V114H222ZM227 113H228V111H227ZM20 114V113H19ZM29 114H31V115H28V116H31V117H29V118H31L32 120V122H33V120H36V119H33L34 117H32V113H29ZM58 114V113H57ZM98 114V113H97ZM114 114V113H113ZM133 114H135V113H133ZM132 114V115H133ZM144 114V113H143ZM143 114H142V117H144L143 116ZM156 114V115H155ZM138 115H140V114H138ZM146 115V114H145ZM148 115V114H147ZM150 115V116H151ZM162 115H164V113H162L161 114V116ZM230 115V114H229ZM228 115V116H229ZM26 116V115H25ZM27 116V117H28ZM84 116H86V117H84ZM112 116H114V115H112ZM134 116V115H133ZM223 116H226V115H223ZM27 117H24V118H27ZM59 117V116H58ZM58 117H56V119H59V120H61V121H64V120H62L61 119V116H60V118H58ZM93 117V118H94ZM124 117V116H123ZM195 117V116H194ZM193 117V118H194ZM222 117V116H221ZM220 117V118H221ZM9 120H8V119ZM20 118V117H19ZM85 118V119H84ZM91 118H92V116H91ZM125 117H124V119H126ZM133 118V117H132ZM149 118V117H148ZM151 118V117H150ZM188 118H190V116L188 117ZM187 117H186V119H188ZM191 118H192V116H191ZM196 118V120H191V119H189V120H191V121H189L187 124H188V126H187V124H186V126H187V130H188V132L191 130V129H193L192 131H194V127L196 126L197 128L196 129H199L198 128V126H204V124H205V122L202 120V119H200V118H197V117H195ZM194 118V119H195ZM205 118V117H204ZM223 118H225V120L224 121H226V117H223ZM21 119H23L22 117L20 118V120ZM126 119V120H127ZM146 119H147V117H146ZM198 119V120H197ZM217 119V118H216ZM230 119V120H229ZM264 119V118H263ZM24 121H26V119H23ZM20 121V123L18 124V126H17V129L18 128H20V130H25V133H27V134H31V135H34L36 138H37V142H36V145H37V147L38 148H41V149H56V150H60V149H64L65 150V146L67 147V148H70L71 147V143L73 142V140L74 139H79V137L78 136H76V135H78V134H75L74 132H73V128L72 127H74L73 125L72 126H68L67 125V127L69 128H67L66 129V126L62 129V130H60V129H57L58 131H54V130H52L51 128H50V130H49V128H47L45 125H43V124H39V126H38V124H35V125H32L31 124V126H30V124H26V122H24V121ZM27 120H29L28 118H27ZM150 119H148V121H149ZM155 120H156V118H155ZM185 120V119H184ZM222 120V121H223ZM260 119H258L257 121H259ZM40 121V120H39ZM51 121V120H50ZM53 121V120H52ZM147 121V120H146ZM154 121V120H153ZM153 121H150V122H152L153 123ZM171 121H173V120H171ZM188 121V120H187ZM186 121V122H187ZM205 121H207V119L205 120ZM212 121H214V120H212ZM212 121H210V119H208V121H207V123H206V125H208V124H213L214 122H212ZM220 121H221V119H220ZM263 121V120H262ZM24 122V123H23ZM28 122H30V120L28 121ZM27 122V123H28ZM31 122V123H32ZM35 122V121H34ZM33 122V123H34ZM41 122V121H40ZM129 122V121H128ZM209 122V123H208ZM215 122H217L216 120H215ZM219 122V121H218ZM261 122V121H260ZM22 123V124H21ZM36 123H38V122H36ZM64 122H62V124H63ZM125 123H127V122H125ZM151 123V126L153 125ZM175 124L177 123V122H174ZM182 123V120H181V122H180V124ZM183 123H185V122H183ZM182 123V124H183ZM219 123H221V122H219ZM238 123V124H237ZM253 124V126H251L250 124ZM257 123V122H256ZM264 123V122H263ZM25 124V125H24ZM48 124V123H47ZM155 124H156V122H155ZM166 124V123H165ZM175 124H173L174 126H176ZM181 124V125H182ZM216 124V123H215ZM226 123H224V125H225ZM249 124V125H248ZM147 125H148V123H147ZM157 125V124H156ZM172 125V124H171ZM64 126V125H63ZM201 126V127H202ZM49 127V126H48ZM71 127V128H70ZM154 127V126H153ZM152 127V128H153ZM156 127V126H155ZM154 127V128H155ZM169 127H171V126H169ZM178 127V126H177ZM182 127H184V125L182 126ZM227 127V126H226ZM253 128V129H250V128ZM261 127V130H262V126H260ZM259 127V128H260ZM55 128V127H54ZM57 128V127H56ZM62 128V127H61ZM151 128V127H150ZM157 128V127H156ZM175 128V127H174ZM185 128V127H184ZM184 128L182 129V128H179L180 130L182 129V130H184ZM229 128V127H228ZM243 128V129H242ZM16 129V130H17ZM70 129H72V130H70ZM168 129V128H167ZM170 129H172V127L170 128ZM190 129V130H189ZM247 129H248V131H247ZM15 130V132H17V133H15V134H13L12 135V137L14 136V137H18V132L19 131H16ZM149 130V129H148ZM169 130V129H168ZM174 129H172V131H173ZM176 130V129H175ZM54 131V132H53ZM121 132H122V129L120 130ZM124 131V130H123ZM134 131H135V129H134ZM133 131V132H134ZM136 131H137V129H136ZM150 131H154V129H150L147 133H151V134H153L152 132H150ZM165 131V130H164ZM172 131H171V133H172ZM185 131H186V129H185ZM185 131H182L183 132V136H180L183 140H184V142H185V145L186 146H188L189 145V143H190V145H189V147L191 148V149H196L197 147H196V145H195V140H193V139H190L189 138V133L187 134V131L185 132ZM192 131H191V134H192ZM258 131V132H257ZM264 131V130H263ZM23 132V131H22ZM53 132V133H52ZM73 132V133H72ZM120 132V133H121ZM141 132H142V130H141ZM158 132V131H157ZM175 132V134H176V132H178V131H173V133ZM78 133V132H77ZM159 134H160V132H158ZM166 133V132H165ZM168 133V132H167ZM170 132H169V134H171ZM180 133H181V131H180ZM244 133V134H243ZM246 133H248L251 137H253V138H251V139H253L252 141L255 143V144H257V146H256V149H254L253 151H252V155H251V151H248V150H250V148H249V143L247 144L246 142H245V138H246V141H251L250 139L248 140L247 139V137H248V134H246ZM258 133V134H257ZM264 133V132H263ZM123 134H124V132H123ZM123 134H119L118 132L115 134L114 133V136L112 137V136H110L109 138H110V140L111 141H113L115 144H122L123 146H125L126 148H128V149H134L135 147H136V145H138V141L139 140H141L143 137H147V136H145V133H144V135L142 134V133H140L139 134V131H138V134L137 135H135L136 134V132L134 133V135L131 137V135H123ZM142 134V135H141ZM155 134H156V132H155ZM175 134H173V135H175ZM182 134V133H181ZM191 134H190V137H191ZM247 135V137L245 136L244 137V139H243V136H241V135ZM148 135V134H147ZM162 135V134H161ZM165 135V134H164ZM193 135V134H192ZM263 135V134H262ZM53 136V137H52ZM127 137V139H125L126 137ZM129 136V137H128ZM150 136V135H149ZM152 136V135H151ZM156 140L157 141H160L162 138H164L163 136H160V135H157L156 134ZM158 136H160V137H158ZM166 136V135H165ZM168 136V135H167ZM172 136V135H171ZM178 136V135H177ZM255 136V137H256ZM112 137V138H111ZM153 137H154V134H153ZM180 137H178L179 139H181ZM185 137H187V139L185 138ZM240 137H241V139H240ZM259 137V136H258ZM257 137V138H258ZM74 138V139H73ZM158 138V139H157ZM159 138H161V139H159ZM249 138V137H248ZM73 139V140H72ZM181 139V140H182ZM244 141H243V140ZM168 140V139H167ZM183 140H182V143H183ZM242 140V141H241ZM76 141H78V140H76ZM156 141V142H157ZM165 142V144L166 145H168L166 142L167 141H165V138L163 139V140H161V142ZM189 141V142H188ZM181 142V141H180ZM243 142H245V143H243ZM258 142V141H257ZM74 143V142H73ZM242 143V144H241ZM160 143L158 142V146L160 147V148H162L164 145H163V143H162V146L161 145H159ZM65 145V146H64ZM180 145V144H179ZM191 145H192V147H191ZM228 145V144H227ZM226 145V146H227ZM248 146V148H245L246 146ZM182 146V145H181ZM225 146V147H226ZM242 148H241V147ZM245 146V147H244ZM253 145H252V142H251V147H252ZM255 146V145H254ZM254 146L252 147V149L254 148ZM16 147V146H15ZM158 147V148H159ZM165 147V149H166V147L167 146H164ZM169 147V146H168ZM167 147V148H168ZM183 147V146H182ZM194 147V148H193ZM16 148H19V147H16ZM224 148V147H223ZM226 148H228V147H226ZM164 148H162L161 149V151H160V153H158V152H156V157H152L151 159L153 160V161H157V163L159 162L160 163V161H163L164 159H166V158H169V157H167V156H169V155H171V156H173V155H179L178 153H180V151H178V150H176V151H173L172 149H170V148H168L167 150H169V151H166ZM175 149H177V147L175 148ZM185 149V148H184ZM218 149V148H217ZM215 149L214 150V154H213V156H211L212 154H210V158H212L211 159V161L212 160H216V158L218 159V157H219V155L220 154H222L225 150H223V149ZM237 149V150H236ZM246 149H248V150H246ZM21 149H19V151H20ZM135 150V149H134ZM160 150V149H159ZM183 150V149H182ZM216 150H217V152H216ZM259 150V151H258ZM262 150V151H261ZM24 151V150H23ZM22 151V152H23ZM172 151V152H171ZM186 151H188V150H186ZM219 151V152H218ZM12 152V151H11ZM10 152V153H11ZM21 152V153H22ZM91 152V151H90ZM174 152V153H173ZM25 153V155H26V153H28V151H26V152H24ZM158 153V154H157ZM171 153V154H170ZM210 153V152H209ZM23 154V153H22ZM168 154V155H167ZM182 154H183V152H182ZM215 154H216V156H215ZM24 155V154H23ZM223 155V154H222ZM221 155V156H222ZM232 155V156H233ZM237 155V156H236ZM250 155V156H249ZM7 156V155H6ZM170 156V157H171ZM256 156H258V157H260V155H256ZM255 156V157H256ZM4 157V156H3ZM214 157V158H213ZM237 159H236V158ZM258 157H256L255 159H257ZM9 160H11L12 158H11V156L9 155ZM179 158V157H178ZM261 158V157H260ZM260 158H258V159H260ZM5 159V158H4ZM8 159V158H7ZM6 159V160H7ZM155 159H157V160H155ZM180 159V158H179ZM187 159V158H186ZM236 159V160H235ZM253 159H254V157H253ZM252 159V160H253ZM3 160V159H2ZM5 160V161H6ZM37 160V159H36ZM191 160V159H190ZM263 160V159H262ZM4 161V162H5ZM32 161H34L33 159H32ZM39 161V160H38ZM151 161V160H150ZM153 161H152V164L153 165H155V164H157L156 162L155 163H153ZM177 161V160H176ZM208 161H209V159H208ZM211 161H210V163H211ZM249 161V162H248ZM3 162V161H2ZM4 162H3V164H4ZM7 162V161H6ZM11 161H9V163H10ZM9 163L7 164V165H5L4 164V166H6L7 167V170L6 171H9L8 173L9 174H12V173H14L16 170V168L14 169H12L11 170V168H12V166H11V164L9 165ZM34 163L36 164V163H39V164H37V165H39L40 166V168H41V170L42 171H44V172H46V170L48 171V169L50 170L51 169V167L48 165V164H46V163H42V162H35L34 161ZM231 163V162H230ZM9 165V166H8ZM115 165V164H114ZM113 165V163H107L106 164V168L111 172V173H117V170H118V168H117V166H114ZM152 165V166H153ZM11 166V167H10ZM190 166H192V164L190 165ZM246 166V167H245ZM50 167V168H49ZM4 169H6V168H4ZM15 170V171H14ZM228 170V171H227ZM18 172V171H17ZM20 172V171H19ZM18 172V173H19ZM177 172V171H176ZM7 173V172H6ZM18 173H16V174H18ZM183 173V172H182ZM181 173V174H182ZM227 173H226V175H227ZM8 174V175H9ZM238 174V173H237ZM13 175V174H12ZM14 175H15V173H14ZM13 175V176H14ZM20 175V174H19ZM34 175V174H33ZM187 176V174H184V176ZM225 175V176H226ZM229 175V174H228ZM230 175V176H231ZM22 176V175H21ZM20 176V177H21ZM31 176V177H30ZM174 176V175H173ZM190 175H188L187 177H189ZM19 177V179H21ZM27 176H24V181L26 182V183H29L30 184V182H32L35 178V176L33 177L34 179L32 180V175H29V177H27ZM38 177V176H37ZM100 176L97 174L96 175V173L94 174V176H93V179H94V181H98L100 178H99ZM187 177H184L185 178V182L189 179H186ZM234 177V176H233ZM182 178V177H181ZM191 178V177H190ZM226 178H228L227 176H226ZM221 179V178H220ZM262 179V180H261ZM23 180V179H22ZM182 181H184V179H181ZM190 180V179H189ZM231 180V179H230ZM255 180H257L256 182H257V185L255 184ZM36 181H38L39 182V180H37V178H36ZM177 181V180H176ZM261 181V182H260ZM188 182V181H187ZM219 182H221L220 180H219ZM218 182V183H219ZM230 182V181H229ZM0 183H1V181H0ZM33 183H35L36 185L38 184V183H36L35 181H33ZM40 183L41 182H39V184H38V186H36L37 188H38V190L40 189V188H43V189H45L46 187V185H45V183H44V185L45 186H40ZM172 183V182H171ZM170 183V184H171ZM217 183V184H218ZM253 183L256 185H253ZM253 183H252V186L253 187H258V188H262L263 190H264V178H255L254 179V181H253ZM32 184V183H31ZM210 184V183H209ZM223 184H225V183H223ZM33 185V184H32ZM43 185V184H42ZM207 185V184H206ZM227 185H228V183H227ZM1 186V185H0ZM2 186H3V184H2ZM169 186V185H168ZM213 186V185H212ZM211 186V187H212ZM215 186V185H214ZM213 186V187H214ZM217 186V185H216ZM47 187H48V185H47ZM208 187V188H207ZM206 187V192H209L210 190V193H212V190L213 189H215V191L217 190V191H219L220 190V188H211V187H209V186H207ZM220 187V186H219ZM228 187V186H227ZM50 188H52V187H50ZM135 188V187H134ZM204 188V187H203ZM209 188H211L210 190H209ZM257 188V189H258ZM2 189H3V187H2ZM6 189V188H5ZM43 189H40L41 190V193H42V191H43ZM66 189V188H65ZM138 189V188H137ZM241 189H245L244 187H242ZM251 189V188H250ZM47 190H49V193H51V189H48L47 188ZM69 190V192H70V189H68ZM204 190V189H203ZM252 190V189H251ZM250 190V191H251ZM259 190H261V189H258V191ZM263 190H261V191H263ZM137 191V190H136ZM216 191V192H217ZM222 191V190H221ZM225 191V190H224ZM250 191H249V193H250ZM254 191L256 192V190H254V188H253V193H254ZM46 193L47 191L45 190V191H43V193ZM56 192H57V190H56ZM216 192H214L213 191V193L215 194ZM243 192V191H242ZM244 192H246V191H244ZM252 192V191H251ZM54 193V192H53ZM70 193H72V192H70ZM202 193V192H201ZM209 193V194H210ZM259 194H260V191L258 192ZM134 194V193H133ZM205 194V193H204ZM247 194H248V190H247ZM255 194V193H254ZM256 194H257V192H256ZM264 194V193H263ZM203 195V194H202ZM200 196V195H199ZM208 196V195H207ZM210 196V195H209ZM255 196V195H254ZM133 197V196H132ZM251 197V196H250ZM132 199H136V198H132ZM204 199H206V198H204ZM234 199H236V198H234ZM254 200L256 199V198H253ZM250 200V199H249ZM83 200H81V202H82ZM85 201H87L86 199L78 206V208L77 209H75V207H74V209H75V211L77 212V213H79L80 215H82L83 217H86V219L87 218H89V217H91V216H93L91 213H90V211H89V206L90 205H92V203H95L96 204V201L95 202H93V200L91 201H88V202H85ZM252 201V200H251ZM256 201V200H255ZM85 202V203H84ZM132 204V208L130 207V209L128 208V213L127 214H129L130 215V213H132V214H134V212L136 211V210H138V211H136V213L139 215V216H141L142 218H148V217H150L151 215H153L154 213L156 214V215H158L161 211H163V209H161L160 207L159 208H154V207H152V206H147V205H141L142 203H141V201L140 202H138V204L141 206L140 208H138V209H136L137 208V201L136 202H131ZM236 203V202H235ZM2 204V203H1ZM130 205V206H131ZM136 205V206H135ZM135 206V209L136 210H134V207ZM126 208V207H125ZM165 209V208H164ZM126 210H127V208H126ZM168 210V209H167ZM13 211V210H12ZM165 211V210H164ZM163 211V212H164ZM168 211H170V210H168ZM10 212V211H9ZM162 212V213H163ZM11 213V212H10ZM9 213V214H10ZM135 213V214H136ZM165 213H166V211H165ZM173 213V212H172ZM136 214V215H137ZM154 214V215H155ZM164 214V213H163ZM167 214V213H166ZM12 215V214H11ZM261 216V215H260ZM263 216V215H262ZM11 217V216H10ZM247 218V217H246ZM255 218H257V217H255ZM263 218V217H262ZM249 219H251V220H253L254 221V219H253V217L251 218H247V220H243L242 219V221H245V222H241V224L243 225H240V223H239V225L241 226V227H244V225H247V226H249L248 224H246L247 223V221L249 220ZM240 220V219H239ZM251 220H249L250 221V223H252V224H254V222H251ZM257 220V219H256ZM255 220V221H256ZM257 222V221H256ZM260 225H261V227H260V229H258V230H260V231H262V232H264V221L263 222H261L260 221ZM251 224V225H252ZM255 225H258L257 223L256 224H254V226ZM125 226V225H124ZM127 226V225H126ZM239 226V227H240ZM259 226V225H258ZM257 226V227H258ZM123 228V227H122ZM125 228H127V227H125ZM253 228V227H252ZM127 230H128V228H127ZM161 230V232H160V234L161 235H159V236H161L160 238V240H162V242L161 243H159V244H161L160 246L161 247H163L164 248V250L165 249H167L168 247H170V246H181L182 247V245L184 246L185 245V237L187 238V235L184 237V234H185V232H184V234H182L183 233V231H181V232H177V235L175 234L174 235V233H175V231H174V233H173V235H172V233H170V232H166L165 230H162V229H159V231ZM178 230V229H177ZM188 230V229H187ZM173 231V230H172ZM260 231H258L256 234H258V236H260L261 237V235L259 234V232ZM128 232V231H127ZM188 231H186V233H187ZM159 233V232H158ZM261 233V232H260ZM16 234V233H15ZM11 235V234H10ZM14 236H16V235H14ZM58 236H59V234H58ZM63 236V235H62ZM54 237H56V236H54ZM59 238H60V236H59ZM62 238V237H61ZM60 238V239H61ZM55 239V238H54ZM63 239V238H62ZM256 239V238H255ZM260 239H262V238H260ZM259 239V240H260ZM58 239H56V241H57ZM61 241H63V240H61ZM60 241V242H61ZM82 241V240H81ZM17 242H19L18 240H17ZM21 242V241H20ZM22 242H24V240L22 241ZM58 242H59V240H58ZM229 242V241H228ZM192 243V242H191ZM191 243H189V244H191ZM194 243V242H193ZM192 243V245L194 246V244ZM234 243V242H233ZM26 244V243H25ZM69 244V243H68ZM158 244V243H157ZM187 245H189L188 243H186ZM64 245V244H63ZM70 245V244H69ZM19 246H22V245H20L19 244ZM67 245H65L64 247H66ZM196 247H197V245H195ZM189 247H191L192 248V246H189ZM195 247V248H196ZM67 248H69V247H67ZM194 247L192 248V249H195ZM24 249V248H23ZM197 249V248H196ZM68 250V249H67ZM71 250H72V248H71ZM210 251L212 252V248L210 247ZM67 252V251H66ZM205 253H207V256L208 257H210V253H209V250H207V252H205ZM205 255V254H204ZM206 256V255H205ZM206 256V257H207ZM212 256V255H211ZM25 259V258H24ZM222 261H225V260H222ZM221 261V262H222ZM218 262V261H217ZM217 262H216V264H217ZM219 262L218 264H227V263H225V262ZM231 262V261H230ZM215 263V262H214ZM231 263H234V262H231ZM16 264V263H15ZM26 264V263H25ZM203 264H212L211 262H207V261H204L203 262ZM229 264V263H228ZM234 264H244V263H242V262H240V261H238V260H236L235 261V263Z\"/></svg>","mask_w":264,"mask_h":264}]
</instances>
